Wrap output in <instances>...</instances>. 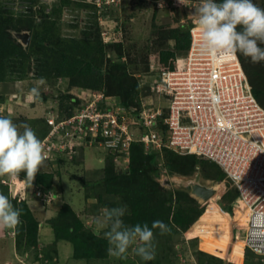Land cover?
I'll return each mask as SVG.
<instances>
[{
    "label": "rangeland",
    "instance_id": "rangeland-1",
    "mask_svg": "<svg viewBox=\"0 0 264 264\" xmlns=\"http://www.w3.org/2000/svg\"><path fill=\"white\" fill-rule=\"evenodd\" d=\"M253 2L258 7L264 8V0H253ZM198 6L199 0H107V2L105 0H0V11L6 10L8 13L3 16L11 17L13 20L24 17V20L30 21L28 25L31 28L38 27L43 21L52 23L51 28L48 29L50 42L45 45L49 47L52 43L55 47L54 52L30 54L29 58H24L23 62L27 68L22 74L19 66L15 68L12 57H5V62L0 64L1 78L4 79V82H0V104L6 107L4 111L1 107L3 112L1 115L10 118L18 126L29 124L40 141H43L48 128L44 119L51 115L48 112L53 111V115L57 118L63 117L72 106L77 108L79 101L76 95L85 97L91 92L119 99L117 95L125 90L130 108L128 114L133 117L138 111V98L144 94L139 84L147 76L149 65L160 63V53H174L173 60L182 53L183 50L174 51V42L170 39L171 32L178 28L182 32L186 27L195 25V17L191 13ZM12 24L10 34L12 36L15 33L27 34L28 43L32 30L19 28V32H15L18 27L14 25L15 22ZM27 43L24 45L19 41L23 49ZM67 53L70 57L78 56L79 66L72 69L69 65L70 68L64 66L58 70L59 57ZM235 58L237 59V56ZM248 60L251 61L249 57ZM68 71L72 73L70 78L73 81L63 77ZM99 71L112 74V77L102 74L103 83L99 86L100 89L89 90L87 86L91 83L96 88L97 81H92V78ZM248 71L252 80L255 74L264 78V61L254 63ZM243 75L250 88L248 77L244 72ZM113 76L119 79V84L114 82ZM19 77H23L21 80L25 81L16 80ZM38 77L44 78L43 85H37L41 79ZM27 86H30V89L34 86L39 87L41 93L39 100L28 95L30 89L24 90ZM25 92H27L26 96ZM258 100L259 102L255 100L256 103L264 110V86L260 87ZM158 102L161 103L154 98L145 101L149 107H153ZM131 128L133 129V126ZM134 128L133 132L137 127ZM20 131L23 129L21 128ZM134 137L137 138L136 133ZM95 145L85 146L74 157H61L60 162L43 161L37 172L50 174L47 191L53 195L46 203L34 198L36 202L31 201L30 207L26 204L27 197L25 200V206L37 222V232L40 224L41 230H48L47 232L50 231L51 234L50 240L37 245L31 251L32 259H36L37 264H46L45 262H49L51 257L56 255L58 264H223L224 261H219V258L232 246L229 258L233 261L240 259L236 250L239 245L231 244L228 240L231 221L214 206H209L198 218L203 205L192 198L194 196L188 189L193 185L211 187L217 184L221 180H215V176L221 171L218 166L214 167V163L212 165L207 163L206 159L196 157L194 159L199 165L182 172L176 165L181 161L185 163L189 155L176 154L178 155L176 156L168 152L163 153L165 149L151 151L143 144L133 142L129 145L126 161L124 151L112 153ZM135 149H137L135 152L140 151L144 155L154 154L156 175L152 179L156 188L154 185L150 187L155 190L159 188L160 192H158L162 197L168 198L170 194L171 200L170 204L164 203L161 209L154 211L153 214L143 211L146 216H142L134 203L124 198V194L119 197L103 192L101 183V179L109 170L118 174L126 172ZM162 170L166 177L161 174ZM3 177L8 179V175ZM43 181L46 183V179ZM97 182L98 185L93 186ZM16 183L19 185L18 182ZM42 184L43 182L37 185L39 189L44 187ZM218 184L220 189L213 198L221 192V184ZM226 186L228 189L223 191L218 201L222 205L225 203L222 196L225 194L226 198H230L235 191L227 183ZM34 188H37L36 185ZM0 192L7 196L5 187L1 186ZM177 193L187 196L178 199ZM190 201L193 202L192 208L198 211L197 220L188 207ZM11 202L17 206L16 200ZM32 204L35 207L31 206ZM122 205L127 206L126 214L122 217L127 226L147 223L151 227L153 221L161 220L170 227L171 232L163 236L159 234V230H154L155 259L143 261L133 251L136 244L129 247L124 258L110 257L107 254L109 245L103 233L108 229L99 228L94 220L101 209ZM235 205L236 203H233L231 207L234 208ZM57 212L60 213L59 235L55 240L52 226L47 221L55 217ZM187 218L196 220L188 228H186ZM25 228L26 222L21 220L15 230L10 229V234L14 238L16 231V239L22 238L24 234L22 231H25ZM14 249L18 256L22 248ZM0 257L2 258L0 261L12 260L11 250L9 252L0 250ZM244 264L259 263L254 255L247 254Z\"/></svg>",
    "mask_w": 264,
    "mask_h": 264
},
{
    "label": "built area",
    "instance_id": "built-area-1",
    "mask_svg": "<svg viewBox=\"0 0 264 264\" xmlns=\"http://www.w3.org/2000/svg\"><path fill=\"white\" fill-rule=\"evenodd\" d=\"M200 42L193 25L187 49L175 56L171 68L149 65L139 84L144 94L133 117L119 99L89 92L85 97L76 95L79 104L70 115L45 118L48 128L41 141L45 160L74 157L82 147L96 144L112 153L124 151L127 161L133 142L151 151L204 158L220 168L223 178L217 197L213 198L216 184L205 187L213 191L205 200L191 194L203 205L198 218L214 206L231 221L230 243L240 244L236 249L240 259L233 261L224 253L219 260L244 264L247 254H252L264 264V110L251 95L237 59L202 54ZM148 98L161 103L149 107ZM161 174L166 177L164 170ZM226 183L236 196L224 208L218 201L228 189ZM0 184L8 186L12 197L17 191L16 203L23 204V187L16 190L12 179L1 178ZM33 195L43 203L52 198L46 190H35ZM233 203L235 207L228 210Z\"/></svg>",
    "mask_w": 264,
    "mask_h": 264
},
{
    "label": "clouds",
    "instance_id": "clouds-1",
    "mask_svg": "<svg viewBox=\"0 0 264 264\" xmlns=\"http://www.w3.org/2000/svg\"><path fill=\"white\" fill-rule=\"evenodd\" d=\"M191 15L195 17L194 24L201 36L202 54L222 60L226 57L235 58L239 53L249 57L253 63L264 61V47H261L264 45V8L258 7L253 0H199V6ZM21 81L25 80L19 82ZM44 83V78H41L37 85ZM28 95L39 100V87H32ZM0 106L4 111V105ZM48 113L53 115V111ZM21 128L23 131H20ZM45 159L44 145L29 124L18 126L10 118L0 115V179L3 178L6 182L12 179L16 190L23 187L25 198L21 206L25 205L28 197L27 186L33 188L30 192L31 199L35 198V190L43 191L34 188L32 184L43 161H50ZM21 172L25 173L23 180L20 179ZM4 175H8V179ZM1 186L5 187L7 196L0 192V230L15 229L21 223L22 210L15 208L11 201L16 199L18 192L12 197L7 185L0 184ZM126 211V205L103 208L94 220L99 228L108 229L103 233L109 245L107 254L110 257L124 258L129 247L136 244L133 251L143 261L155 259L154 230H159V234L163 236L171 232L170 227L161 220L153 221L151 227L147 223L127 226L122 220Z\"/></svg>",
    "mask_w": 264,
    "mask_h": 264
},
{
    "label": "trees",
    "instance_id": "trees-1",
    "mask_svg": "<svg viewBox=\"0 0 264 264\" xmlns=\"http://www.w3.org/2000/svg\"><path fill=\"white\" fill-rule=\"evenodd\" d=\"M5 13H6V10L0 11V64L3 61L5 62V60H6L5 57H10V58L12 57V59L14 61L13 63L15 64V68L19 66L21 69L20 74H22V73H24L23 70L27 68V66L25 67V63L23 62L24 58L25 59L29 58L30 54H40V53L44 54V52H46L48 54L51 51L52 52L55 51V47L53 46L52 43L49 44V47L46 46L47 42L48 43L50 42L49 41L50 34L48 32L49 31L48 29L51 28L52 23H48L47 21L46 22L43 21L39 24L38 27L31 28L28 25V23L30 21L24 20L23 19L24 17H18L17 20H13L11 17L3 16ZM6 14H8V13H6ZM13 22H15L14 25L16 27H18L17 30H15V32H19V28L20 29L21 28L31 29L33 32L31 35L30 41H28V43L24 47V49L20 46L19 42L10 34L9 30H10V27H12ZM188 29H189V26L186 27V29H184L182 32H180L181 29H179V28L177 30H173L171 32L172 35H171L170 39H172L174 42L173 47H174L175 52H177L179 50L184 51L187 49L188 44H189ZM45 43H46V45H45ZM173 56H174V53H172V52L171 53H169V52L160 53L159 54L160 63L158 65H160L162 67L171 68L172 62H173ZM59 58L60 59H58V62H57L58 70H60V68H62L64 66H69V65L72 67V69H76L79 66L78 59H77L78 56L70 57L67 53L64 56H61ZM237 59H238L240 67H241L242 71L244 72L245 76L248 77V81L250 84V91H251L252 96L255 98V100L257 102H259L258 95H260V87L264 86V78L259 76V74H255L253 76L255 78L252 80V76L249 73L248 69L251 66H254V63L251 62L250 60H248V57H245L239 53L237 54ZM68 62H69V64H67ZM70 66H69V68H70ZM105 73L106 72H103V71L97 72V74H95V77L92 78V81H94V82L97 81V83L95 85L96 88L93 87L94 86L93 83H91V85H88L87 88L89 90L100 89L99 86H101V84L103 83V81H102L103 77H101V75L104 74L106 76L112 77V74H108V73L105 74ZM71 74L72 73H70V71H68L67 73H65L63 75V77H68L69 79H71L70 78ZM39 76H41V75H39ZM113 77H114V82H117L119 84V79H116L115 76H113ZM22 78L23 77H19L16 80H21ZM38 78H41V77H38ZM3 80L4 79L1 78V74H0V82H4ZM71 81H73V80L71 79ZM133 88H134V86H133ZM117 96L119 98L120 104L123 105L124 107H127L129 104L127 92L125 90H122V92L119 93ZM74 108L75 107L72 106L70 109H68L67 112H65V116L70 115ZM65 116H63V117H65ZM60 117H62V116H60ZM136 150L137 149H135L133 151V153L131 154L132 156L130 159V164L127 167L126 172H121L118 174L117 172H113V171L109 170L105 173L104 177L101 179V181H102L101 183H102V187H103V192L113 194V195L119 196V197H121L122 194H124V198L126 200L132 201L134 203L137 211L142 216H146L145 212H143V211H148L150 214H153L154 211L160 210L161 205H164V203L170 204L171 200H170V194H168V198L162 197V195L159 193L160 192L159 188H157V190H155V189L150 187L151 185H154V187L156 188V186H155L156 184L154 183V180L152 179V177L156 175V170L154 169V167H155V162H154L155 156H154V154L151 153V154L144 155V154H142L143 152H140V151L135 152ZM165 152L176 155L175 153L169 152L168 150H163V153H165ZM176 156H178V155H176ZM188 157H189V159H187L185 161V163H183L181 161L176 165V167L180 168L179 171H182V172H185V170L189 171L190 169H193L199 165V162H197L194 159V158H196L195 155H189ZM56 161L60 162L62 160L57 158ZM207 163L214 165L210 161H208ZM214 167H217V166L214 165ZM49 175L50 174L37 173L35 178H34L32 185L33 186L36 185V187L39 188V186H37V185L38 184L40 185L41 182H43L42 185H44V187L40 188V189L43 191L47 190L48 189L47 184L49 186V181H50ZM24 176H25V173L21 172L20 173V179L23 180ZM215 177H216V179H215L216 181L222 179L223 178L222 172L219 171V174H217ZM44 179H46V183L43 181ZM97 185H98V182L95 183L93 186H97ZM176 195L179 199V197L183 198V196H185L186 194L177 193ZM235 195H236V192L234 191L233 195H231L230 198H226L225 194L222 196V200L225 201L224 206H223L224 208L228 203H230L234 199ZM161 201L163 202V204H161ZM11 203L13 204V206L15 208H19L22 210V215H21L20 219L22 221L26 222L25 231L24 230L22 231L24 233L22 235V238L16 239V231H14V245H15V247L17 249L18 248L19 249L20 248L34 249L37 246V222L32 217V215H31L32 213L29 211L27 206L23 205V206L16 207L13 202H11ZM192 204H193V202L190 201L188 207H189L193 217L196 219V216L198 215V211H196L195 208H192V206H191ZM65 207H66V204H65ZM168 208L169 207H167V209ZM231 209H232V207L230 206L228 208V210H231ZM59 219H60V213L57 212L55 217H53L51 220L47 221V223L50 226H52L51 228L53 229V235H54L55 240L58 239V235H59L58 234V220ZM195 219H192V218L188 219L187 218L186 224H188V225L186 228H188L189 225L195 221ZM237 244L240 245L239 243H236V245ZM232 247H229V251H230V248L232 249ZM219 261H221V260H219Z\"/></svg>",
    "mask_w": 264,
    "mask_h": 264
},
{
    "label": "crops",
    "instance_id": "crops-1",
    "mask_svg": "<svg viewBox=\"0 0 264 264\" xmlns=\"http://www.w3.org/2000/svg\"><path fill=\"white\" fill-rule=\"evenodd\" d=\"M27 87L24 88L25 91H27L26 89H28V90L30 89V86H27ZM4 108H6L5 105H4ZM32 189L33 188H30L29 186L26 187V194L28 196L27 197L28 200H27L26 204H27L28 207H30L29 205H30L31 201L32 202L33 201L36 202L34 199L30 198V194H31L30 192L32 191ZM31 206H34V204H32ZM47 231L48 230H46V231H44L43 229L41 230V226H40V224H38V232H37V239H38L37 241H38V243H37V245H42V244H44L45 241L51 239L50 231L49 232H47ZM10 232H11L10 229L0 230V250H8V252L11 250V252H12V260L11 259L10 260L9 259L3 260V261H0V264H37L38 261L36 259H32V254H31L32 249L31 248H22V249H20V251L18 253V256H17V254H15L16 251L14 249L15 248L14 238L11 236ZM42 238H43V240H42ZM229 238H230V235H229ZM226 254L228 255V250H226ZM15 257H17V258H15ZM0 259H2V258L0 257ZM48 264H58V256L57 255L56 256H52L51 260H50V262Z\"/></svg>",
    "mask_w": 264,
    "mask_h": 264
},
{
    "label": "water",
    "instance_id": "water-1",
    "mask_svg": "<svg viewBox=\"0 0 264 264\" xmlns=\"http://www.w3.org/2000/svg\"><path fill=\"white\" fill-rule=\"evenodd\" d=\"M16 39H18L22 44H26L27 40H28V36L27 34L24 33H15L13 35ZM191 192L196 195L197 197L202 198L203 200L209 198L212 194L213 191L211 189L208 188H204L202 186L199 185H193L190 187Z\"/></svg>",
    "mask_w": 264,
    "mask_h": 264
},
{
    "label": "bare ground",
    "instance_id": "bare-ground-1",
    "mask_svg": "<svg viewBox=\"0 0 264 264\" xmlns=\"http://www.w3.org/2000/svg\"><path fill=\"white\" fill-rule=\"evenodd\" d=\"M220 189V186H219V184H216L215 186H214V190L216 191V193H217V191ZM215 193V194H216ZM215 195H213V197H214ZM230 235V234H229ZM229 240H230V238H229ZM228 255H230V252L228 251Z\"/></svg>",
    "mask_w": 264,
    "mask_h": 264
}]
</instances>
